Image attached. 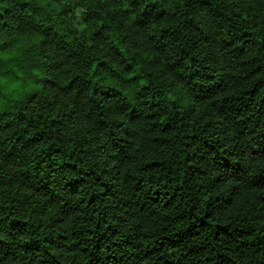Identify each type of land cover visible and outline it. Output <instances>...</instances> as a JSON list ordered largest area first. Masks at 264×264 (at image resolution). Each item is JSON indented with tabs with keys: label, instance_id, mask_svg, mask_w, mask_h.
Wrapping results in <instances>:
<instances>
[{
	"label": "trees",
	"instance_id": "16d2710c",
	"mask_svg": "<svg viewBox=\"0 0 264 264\" xmlns=\"http://www.w3.org/2000/svg\"><path fill=\"white\" fill-rule=\"evenodd\" d=\"M123 3L88 0L81 29L0 0V27L44 31L60 57L0 43V262L264 264V0L251 19L230 0ZM30 81L66 110L25 111Z\"/></svg>",
	"mask_w": 264,
	"mask_h": 264
},
{
	"label": "clouds",
	"instance_id": "9594fccd",
	"mask_svg": "<svg viewBox=\"0 0 264 264\" xmlns=\"http://www.w3.org/2000/svg\"><path fill=\"white\" fill-rule=\"evenodd\" d=\"M37 2L44 6L39 11L33 13L30 8L25 9L26 12H28L32 17H34L33 23L38 22L41 25V27L46 26L47 24L51 23V21L48 19H44V17L50 14L51 17H53L58 21L63 20L67 22L69 21V19H71L73 23H76L77 21H81L78 24V27L81 29L86 28L87 23L81 20V17L79 15V10H82L86 7L88 0H80L79 3H77V0H37ZM249 3H253V7L251 9L247 7ZM108 6L115 8V7H120L121 5L109 3ZM123 7H128V0H124ZM230 7H231V11L229 12V14H231L232 11L239 12L240 18L247 17L251 19V14L257 11L255 0H243V3L240 4L231 3L230 0ZM73 9L77 10L75 16L72 15ZM259 15L261 17H264V8H259ZM9 23L10 25L14 26L17 22L10 21ZM126 23H130V19L126 21ZM36 30L37 29L23 28V29H16L10 31L9 27H0V43H4L6 45L2 49L3 55L13 56L17 53L19 49L23 48L25 57L29 59L37 58L41 63L47 62L51 64L54 61L59 60L60 57L57 56V52L54 51V47L50 45L49 39L45 35V32L44 31L37 32ZM66 39L71 40V36L70 35L67 36ZM196 39H197L196 35H191V39L185 37V40H187V44L183 43L182 41H176V43L180 44L182 47H185L186 50L189 52L188 57L187 58L184 57V63L191 62L190 57L193 54V50L189 48V45H191L192 41ZM62 65L63 64H61L59 68H56L54 70L59 71ZM8 66L10 65H5V67ZM34 71H37L39 75H44V73L39 72L38 70L34 69ZM92 79L94 81L97 78L93 76ZM29 88L40 89L41 92L35 95L31 99V101L26 100V103H28V108H26L25 111H28L33 115H37L40 112H44L45 115H47L50 119L51 113L53 111L66 110V107L65 109H59V108H53L51 104H48L47 102L48 92L47 90H43L39 83H33L30 81ZM190 94L191 93L188 90V87L186 86L182 87L176 91L175 95H171V101L175 102V105L177 107H180L185 103H191L186 99ZM89 95H91V93H89ZM72 99L73 98L70 97L69 101L71 102ZM33 108L35 109V111H32ZM72 130L73 132L77 133L78 136H84L85 132L88 130L95 131L94 129H91V126H89V129H85L82 125L79 124L75 125V127H73ZM227 146L228 145H225V147ZM25 196H27V193H25ZM2 202L3 201H0V203ZM3 214L4 213H0V215ZM41 228H43V226H41ZM0 238H3V233H0ZM0 264H5V261L0 262Z\"/></svg>",
	"mask_w": 264,
	"mask_h": 264
}]
</instances>
